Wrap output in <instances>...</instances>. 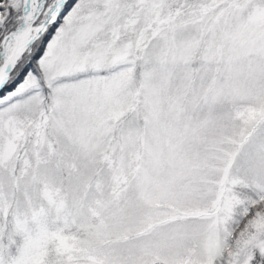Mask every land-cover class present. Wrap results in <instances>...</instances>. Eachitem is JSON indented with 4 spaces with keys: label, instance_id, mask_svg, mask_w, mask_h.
I'll return each mask as SVG.
<instances>
[{
    "label": "snow or ice",
    "instance_id": "6c2138e0",
    "mask_svg": "<svg viewBox=\"0 0 264 264\" xmlns=\"http://www.w3.org/2000/svg\"><path fill=\"white\" fill-rule=\"evenodd\" d=\"M0 264H264V0H0Z\"/></svg>",
    "mask_w": 264,
    "mask_h": 264
}]
</instances>
